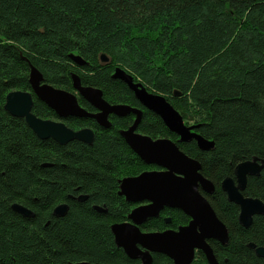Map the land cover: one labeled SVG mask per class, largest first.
<instances>
[{"label": "trees", "instance_id": "trees-1", "mask_svg": "<svg viewBox=\"0 0 264 264\" xmlns=\"http://www.w3.org/2000/svg\"><path fill=\"white\" fill-rule=\"evenodd\" d=\"M116 67L164 96L213 147L179 142L112 76ZM73 73L107 102L141 109L138 132L169 138L199 162L214 185L206 197L228 230L225 244L210 243L219 264H264L249 246L264 247V214L240 225L238 206L220 187L239 162L264 159V0H0V264H141L116 245L110 229L135 206L119 194L121 178L153 168L119 134L134 115H111L109 128L87 117L63 118L73 130L92 129L94 139L59 144L38 138L3 108L10 90L31 91L35 74L72 92ZM33 100L34 114L56 118ZM78 102L93 111L82 98ZM244 194L264 203V168L248 177ZM14 203L33 215L20 214ZM59 204L68 208L56 216ZM188 221L181 210L165 208L140 228L164 230ZM151 264L174 263L152 253ZM190 264L208 263L196 251Z\"/></svg>", "mask_w": 264, "mask_h": 264}, {"label": "water", "instance_id": "water-1", "mask_svg": "<svg viewBox=\"0 0 264 264\" xmlns=\"http://www.w3.org/2000/svg\"><path fill=\"white\" fill-rule=\"evenodd\" d=\"M71 58L78 65H84L79 56ZM102 62L107 61L105 54L100 55ZM130 88L135 98L142 106L158 115L169 131L179 136V141L195 140L201 150L213 147L212 141L203 138L195 131L197 126H187L182 116L173 108L164 96L148 91L140 82L119 67L112 75ZM73 88L97 111L91 113L82 108L75 94L55 88L43 82L39 74L31 77L32 92L49 108L54 110L61 119L68 116L90 117L103 127H109L108 115H135L133 124L126 130L120 131L129 147L146 164L160 167V170L144 171L137 176L121 180L119 194L128 202L142 203L131 210L127 221L114 223L110 229L116 245L125 254L138 259L141 264H151L152 253H162L169 257L174 264H190L195 250L205 254L208 264H218L207 239H215L222 244L227 242V229L216 217L207 199L199 192V187L206 193L213 192L212 183L200 173V164L181 151L175 142L168 138L152 139L136 131L141 120V110L126 104H109L102 97L100 89L83 86L79 77L72 74ZM33 96L28 90H11L6 93L3 108L12 116L22 118L33 133L40 139H52L59 144L79 140L91 144L94 133L90 128L73 130L62 120L43 119L32 111ZM264 168V159L254 157L252 160L240 162L234 169V179L225 178L221 183L227 199L239 206V223L247 227L252 216L264 214V204L258 198L245 197L244 191L248 176H257ZM80 196L78 199H84ZM164 207L177 208L188 215L191 220L177 230L143 232L139 226L149 218L157 217ZM12 208L20 214L30 217L32 211L14 203ZM66 204H59L53 209V214L61 216L67 211ZM100 210L99 207H95ZM169 221V220H168ZM167 221V222H168ZM249 246L255 253L264 257V247ZM75 264H88L79 262Z\"/></svg>", "mask_w": 264, "mask_h": 264}, {"label": "flooded vegetation", "instance_id": "flooded-vegetation-1", "mask_svg": "<svg viewBox=\"0 0 264 264\" xmlns=\"http://www.w3.org/2000/svg\"><path fill=\"white\" fill-rule=\"evenodd\" d=\"M73 74H75V73H73ZM77 75V74H76ZM78 76V75H77ZM79 77V76H78ZM71 79H72V75H71ZM79 80H80V78H79ZM135 82H137V81H135ZM45 83V82H44ZM80 83H81V81H80ZM50 85V84H49ZM81 85H83L82 83H81ZM52 86V85H51ZM83 86H89V85H83ZM72 87H73V81H72ZM92 87V86H91ZM56 88V87H55ZM94 88H96V87H94ZM60 89V88H59ZM98 89V88H97ZM13 90H15V89H13ZM16 90H18V89H16ZM19 90H21V89H19ZM11 91V90H10ZM29 91V90H28ZM66 91V90H65ZM149 91V90H148ZM31 93H32V96L34 95L35 96V94L32 92V87H31V91H30ZM68 92H70V91H68ZM151 92V91H150ZM71 93H73V94H75L76 95V97H77V101H78V98H82L79 94H78V92H76L75 91V89L73 88V91L71 92ZM36 97V96H35ZM103 97V96H102ZM135 97V96H134ZM37 98V97H36ZM38 99V98H37ZM83 99V98H82ZM104 99V98H103ZM84 100V99H83ZM105 100V99H104ZM85 101V100H84ZM106 101V100H105ZM138 101V100H137ZM33 102H34V100H33ZM86 103H88L87 101H85ZM107 102V101H106ZM109 103V102H108ZM140 103V102H139ZM78 104H79V102H78ZM89 104V103H88ZM109 104H111V103H109ZM117 104H125V103H117ZM80 105V104H79ZM90 105V104H89ZM112 105H115V104H112ZM126 105H128V104H126ZM81 106V105H80ZM91 106V105H90ZM130 106V105H129ZM82 108H84L83 106H81ZM92 107V106H91ZM131 107H133V106H131ZM144 107V106H143ZM93 108V111H88V112H91V113H95L97 110L94 108V107H92ZM135 108H137V107H135ZM33 109V108H32ZM51 109V108H50ZM85 109V108H84ZM139 109V108H138ZM86 110V109H85ZM141 110V109H140ZM54 111V110H53ZM87 111V110H86ZM54 114L56 115V113L54 112ZM130 114H132V113H130ZM36 115V114H35ZM111 115H114V114H109L108 115V121H109V123H110V120H109V117L111 116ZM127 115H129V114H127ZM115 116H117V115H115ZM124 116H126V115H124ZM124 116H118V117H124ZM141 116H142V112H141ZM39 117V116H38ZM69 117V116H68ZM76 117V116H75ZM42 118V117H41ZM66 118V117H65ZM87 118H90V117H87ZM43 119H51V120H59L60 118L56 115V118H43ZM63 118H61L60 120H62ZM91 119H93V118H91ZM134 119H135V115H134ZM134 119H133V122H134ZM95 120V119H94ZM96 121V120H95ZM133 122H132V124H133ZM183 122H184V120H183ZM185 123V122H184ZM98 124V123H97ZM131 124V125H132ZM66 125V124H65ZM99 125V124H98ZM110 125H111V123H110ZM130 125V126H131ZM185 125H187V126H191V125H188V124H186L185 123ZM100 126V125H99ZM129 126V127H130ZM166 126V125H165ZM101 127H103V126H101ZM110 127V126H109ZM109 127H103V128H109ZM128 127V128H129ZM138 127V126H137ZM85 128H87V127H85ZM128 128H126V129H128ZM126 129H121V130H119V134H120V131H122V130H126ZM168 129V128H167ZM92 130V129H91ZM169 130V129H168ZM93 131V130H92ZM136 131H137V129H136ZM138 132V131H137ZM171 132V131H170ZM94 133V132H93ZM138 133H140V132H138ZM173 133V132H172ZM142 134V133H141ZM175 134V133H174ZM143 135H145V134H143ZM176 135V134H175ZM148 136V135H147ZM178 136V135H177ZM150 137V136H149ZM123 138V137H122ZM159 138H166V137H159ZM124 139V138H123ZM152 139H157V138H152ZM169 139V138H168ZM125 140V139H124ZM171 140V139H170ZM178 141H179V136H178ZM126 142V141H125ZM174 142V141H173ZM179 142H182V141H179ZM189 142V141H188ZM128 145V144H127ZM177 145V144H176ZM129 146V145H128ZM179 148V147H178ZM132 150V149H131ZM133 151V150H132ZM182 151V150H181ZM134 152V151H133ZM135 153V152H134ZM136 154V153H135ZM137 155V154H136ZM187 155V154H186ZM138 156V155H137ZM139 157V156H138ZM140 158V157H139ZM252 160V159H251ZM245 161H247V160H245ZM243 162V161H242ZM240 163V162H239ZM146 164V163H145ZM146 165H151L153 168L152 169H148V170H144V171H151V170H160L161 168L160 167H158V166H156V165H153V164H146ZM236 167V166H235ZM235 169V168H234ZM144 171H142V172H144ZM142 172H140V173H142ZM261 172V171H260ZM140 173H138V174H136V175H131V176H125V177H123V178H121V180L122 179H124V178H126V177H132V176H137V175H139ZM201 173V172H200ZM203 176V175H202ZM204 177V176H203ZM249 177V176H248ZM248 177H247V179H248ZM226 178H228V177H226ZM230 178H233L234 179V176L233 177H230ZM207 179V178H206ZM225 179V178H224ZM223 179V180H224ZM121 180H120V183H121ZM222 180V181H223ZM210 181V180H209ZM211 182V181H210ZM120 183H119V186H120ZM212 183V182H211ZM222 183V182H221ZM247 184V183H246ZM213 185V184H212ZM213 187H214V185H213ZM220 187H221V185H220ZM222 189V188H221ZM119 190H120V187H119ZM245 190V189H244ZM213 191H214V189H213ZM223 191V190H222ZM199 192L207 199V197L206 196H208V195H211L212 193H206L204 190H202L200 187H199ZM224 192V191H223ZM225 193V192H224ZM226 194V193H225ZM242 194H243V196H245V197H250V196H246L245 194H244V191L242 192ZM123 196V195H122ZM80 197V196H79ZM78 197V198H79ZM85 197V196H84ZM124 197V196H123ZM226 197H227V195H226ZM125 198V197H124ZM253 198V197H252ZM126 200V199H125ZM207 201L209 202V200L207 199ZM229 201V200H228ZM231 202V201H230ZM262 202V201H261ZM130 203H132V202H130ZM146 202H142V203H133V204H135V206L133 207V208H135V207H137V206H139V205H142V204H145ZM232 203H234V202H232ZM263 203V202H262ZM210 204V203H209ZM235 204V203H234ZM264 204V203H263ZM235 205H237V204H235ZM211 206V205H210ZM238 206V205H237ZM132 208V209H133ZM165 208H169V207H164L163 209H165ZM211 208H212V206H211ZM131 209V210H132ZM163 209L161 210V211H163ZM175 209H177V208H175ZM213 209V208H212ZM238 209H239V206H238ZM180 210V209H179ZM161 211H160V213H161ZM182 211V210H181ZM214 211V210H213ZM131 212V211H130ZM129 212V213H130ZM183 212V211H182ZM239 212H240V209H239ZM239 212H238V216H239ZM160 213H159V215H160ZM184 213V212H183ZM214 213H215V211H214ZM158 215V216H159ZM215 215H216V213H215ZM256 215H261V214H256ZM157 216V217H158ZM188 216V215H187ZM254 216V215H253ZM253 216H252V218H253ZM189 217V216H188ZM216 217H217V215H216ZM153 218H155V217H153ZM218 218V217H217ZM150 219V218H149ZM219 219V218H218ZM128 220V219H127ZM127 220H125V221H127ZM148 220V219H147ZM146 220V221H147ZM169 220V221H168ZM191 220V218L189 217V221ZM220 220V219H219ZM125 221H122V222H125ZM164 221H165V223H167V224H169L170 223V217H165L164 218ZM168 221V222H167ZM189 221L187 222V224L189 223ZM221 221V220H220ZM222 222V221H221ZM238 222H239V220H238ZM117 223H121V222H117ZM144 223V222H143ZM142 223V224H143ZM223 223V222H222ZM114 224V223H113ZM141 224V225H142ZM187 224H184V225H179L177 228H167V229H171V230H177L179 227H181V226H185V225H187ZM224 224V223H223ZM240 224V223H239ZM140 225V226H141ZM225 225V224H224ZM241 225V224H240ZM140 226H139V228H140ZM226 227V226H225ZM167 229H164V230H167ZM226 229H227V227H226ZM140 230L141 231H143V232H149V231H145V230H142L141 228H140ZM153 231H163V230H153ZM227 237H228V230H227ZM228 240V239H227ZM207 241V243H208V245L210 246V248L212 249V247H211V245H210V243L212 242V241H217V240H215V239H207L206 240ZM217 242H219V241H217ZM220 243V242H219ZM222 244V243H221ZM250 244V243H249ZM255 245V244H254ZM255 247H263V246H255ZM254 249V248H253ZM196 251H200V250H195V252ZM212 251H213V249H212ZM204 256H205V254L202 252V251H200ZM254 252H255V249H254ZM195 255V254H194ZM213 255H214V257H215V259L217 260V258H216V256H215V254H214V252H213ZM194 259V258H193ZM205 259H206V257H205ZM206 261H207V259H206ZM217 262H218V260H217ZM208 263V262H207ZM218 264H219V262H218Z\"/></svg>", "mask_w": 264, "mask_h": 264}]
</instances>
